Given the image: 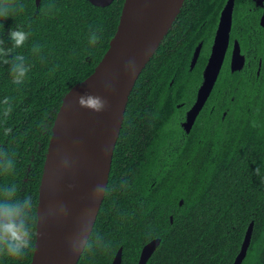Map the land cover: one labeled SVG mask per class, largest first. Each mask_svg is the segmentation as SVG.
I'll list each match as a JSON object with an SVG mask.
<instances>
[{
  "label": "trees",
  "instance_id": "trees-1",
  "mask_svg": "<svg viewBox=\"0 0 264 264\" xmlns=\"http://www.w3.org/2000/svg\"><path fill=\"white\" fill-rule=\"evenodd\" d=\"M6 2L17 7L0 17V39L11 47V29L30 33L12 53L25 57L29 73L15 85L10 65L0 64V100L7 96L12 105L4 116L0 104V147L12 160L11 169L0 173V186L15 185L21 198L30 199L32 242L20 257L0 251V264H31L39 188L57 114L66 94L94 73L109 50L125 0L108 7L87 0ZM227 2L186 0L137 80L105 198L78 264H113L120 248L122 264H138L155 239L161 244L147 264H233L252 222L243 264H264V28L254 0H235L231 43L239 41L247 64L232 72L227 53L214 90L224 91L230 80L235 85L223 107L227 115L204 117L207 103L189 133L182 126L197 101Z\"/></svg>",
  "mask_w": 264,
  "mask_h": 264
},
{
  "label": "water",
  "instance_id": "water-1",
  "mask_svg": "<svg viewBox=\"0 0 264 264\" xmlns=\"http://www.w3.org/2000/svg\"><path fill=\"white\" fill-rule=\"evenodd\" d=\"M108 7L115 0H87ZM186 0H125L118 30L110 48L86 80L64 97L54 123L39 188L35 251L31 264H78L94 230L109 183L114 151L137 80L171 30ZM40 6L41 0H36ZM235 0H228L218 24L197 101L187 115L189 133L218 80L230 46ZM264 27V17L261 20ZM200 44L191 69L201 54ZM132 63H129V62ZM246 57L238 41L231 58L232 72L242 71ZM82 97L91 99L87 133L82 151L70 172L57 179L58 162L69 128L70 116ZM62 184L56 187L57 183ZM183 204V201H181ZM173 221V218H171ZM254 222L246 232L233 264H243L252 241ZM161 244L148 243L138 264H147ZM123 248L113 264H122Z\"/></svg>",
  "mask_w": 264,
  "mask_h": 264
},
{
  "label": "clouds",
  "instance_id": "clouds-1",
  "mask_svg": "<svg viewBox=\"0 0 264 264\" xmlns=\"http://www.w3.org/2000/svg\"><path fill=\"white\" fill-rule=\"evenodd\" d=\"M16 5L0 3V17H9L16 9ZM30 33L15 27L8 33L7 38L12 42L11 47H5V40L0 39V64L10 65L12 83L21 85L29 73V66L25 57L19 53L12 55L14 49L24 45ZM97 36L93 33L91 42ZM35 50V49H34ZM129 63H132L131 61ZM4 105L3 115L7 116L12 110L10 98L5 96L0 100ZM12 167V160L8 152L0 147V173H7ZM32 242V204L30 199L21 198L17 194V187L0 186V251L11 257H20L31 247Z\"/></svg>",
  "mask_w": 264,
  "mask_h": 264
},
{
  "label": "bare ground",
  "instance_id": "bare-ground-1",
  "mask_svg": "<svg viewBox=\"0 0 264 264\" xmlns=\"http://www.w3.org/2000/svg\"><path fill=\"white\" fill-rule=\"evenodd\" d=\"M91 99L82 97L75 105L70 116L69 128L64 139V147L58 162L57 179L63 178L70 172L75 161L79 157L83 148V138L87 133L88 110L90 109ZM62 182L57 183L56 187Z\"/></svg>",
  "mask_w": 264,
  "mask_h": 264
},
{
  "label": "flooded vegetation",
  "instance_id": "flooded-vegetation-1",
  "mask_svg": "<svg viewBox=\"0 0 264 264\" xmlns=\"http://www.w3.org/2000/svg\"><path fill=\"white\" fill-rule=\"evenodd\" d=\"M254 2H255V5H256V7L257 8H260L261 9V12H262V15H261V18H260V25H261V20H262V18L264 17V0H254ZM261 27H262V25H261ZM264 28V27H263ZM232 32V31H231ZM257 33V32H256ZM255 33V34H256ZM215 39V38H214ZM236 41H238L237 39H235V40H233V43H231V38H230V46H229V50H228V52L229 51H231V56H230V66H231V58H232V51H233V48H234V44H235V42ZM239 42V41H238ZM240 44V43H239ZM213 46V45H212ZM241 46V45H240ZM242 49V48H241ZM212 51V50H211ZM243 54V53H242ZM244 55V54H243ZM245 57H246V64H247V56L245 55ZM262 65H263V63H262V61L261 60H258V68H257V74H258V76L260 75V73H261V67H262ZM246 66V65H245ZM232 71V70H231ZM220 76V75H219ZM219 78V77H218ZM203 83V82H202ZM202 85V84H201ZM216 85H217V82H216V84H215V86H214V88H213V90H212V92H211V95L209 96V98H208V100H207V102H206V104H205V106L203 107V109L204 108H206V105H207V103H208V112L207 111H205V113L203 114V116L204 117H206V118H211V116H213V115H215L216 116V118L218 119V120H220V118H223L224 116H226L227 115V113H228V110L227 111H223V107L225 106V105H227L229 102V97H230V94H231V88H233L235 85L233 84L232 85V82H231V80L227 83V86L225 87V89H224V91H222V92H220V90L218 89V91L214 94V90H215V88H216ZM201 87V86H200ZM200 89V88H199ZM234 89V88H233ZM198 92H199V90H198ZM197 97H198V94H197ZM211 97H213L210 101H209V99L211 98ZM209 101V102H208ZM195 104V103H194ZM194 106V105H193ZM192 106V107H193ZM191 107V108H192ZM191 108L186 112V116H185V120L182 122V126L184 127V129H185V124L187 123V115H188V112L191 110ZM203 109L201 110V112L203 111ZM201 112H200V114H201ZM210 113V114H209ZM199 114V115H200ZM199 115H198V117H199ZM209 115H211V116H209ZM197 117V118H198ZM196 121H197V119H196ZM218 122V121H217ZM196 123V122H195ZM195 125V124H194ZM194 125H193V127H194ZM193 127H192V129H193ZM191 129V130H192ZM213 132H214V130H213ZM212 132V136L214 135V133ZM173 222V221H172ZM235 261V260H234ZM234 263V262H233Z\"/></svg>",
  "mask_w": 264,
  "mask_h": 264
}]
</instances>
